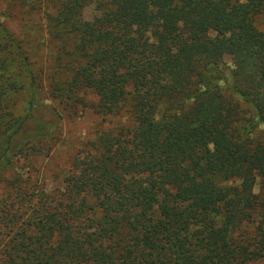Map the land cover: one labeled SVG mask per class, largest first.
I'll list each match as a JSON object with an SVG mask.
<instances>
[{
	"label": "trees",
	"instance_id": "1",
	"mask_svg": "<svg viewBox=\"0 0 264 264\" xmlns=\"http://www.w3.org/2000/svg\"><path fill=\"white\" fill-rule=\"evenodd\" d=\"M9 1L43 14L58 42L51 96L91 91L126 123L99 136L64 193L13 184L0 264L263 261L264 0H109L92 18L93 0ZM24 43L0 23V174L54 133L44 117L29 123L41 80ZM15 61L30 80L22 118L9 104ZM245 106L258 122L243 120Z\"/></svg>",
	"mask_w": 264,
	"mask_h": 264
},
{
	"label": "rangeland",
	"instance_id": "2",
	"mask_svg": "<svg viewBox=\"0 0 264 264\" xmlns=\"http://www.w3.org/2000/svg\"><path fill=\"white\" fill-rule=\"evenodd\" d=\"M107 1L109 0H93L86 11L87 18L98 13V6ZM0 23L18 39L24 40L26 48L31 52L36 72L40 73L41 87L38 86L41 92V108L29 119L30 125L44 117L54 130L49 137L29 145L30 148L34 146L35 150L26 149L14 160L13 166L0 174L1 208L2 201L8 197L13 184L19 180L33 182L37 192L43 190L56 195L64 193L67 179L76 173L79 161L87 157L99 136L110 128H120L121 124L126 123V118L123 114L118 117L103 115L97 106L98 97L91 91L78 93L74 100L55 99L51 96L48 76L53 72L52 59L57 54L58 42L50 39L42 27L43 14L20 8L9 0H0ZM257 26L264 29V16L257 18ZM214 36L215 33L211 32L207 37ZM223 62L225 67H234L233 59L229 56ZM22 67L15 61L11 63L8 73L18 88L9 95L10 111L15 118L27 116L31 99L30 80ZM243 113L245 122L250 119V122H258L248 106H245ZM56 115L60 117L58 126L54 124ZM259 130L262 132L264 126L259 125ZM255 192H260L259 182ZM21 207L31 209L28 203ZM253 227L254 225L248 228ZM11 236L10 229L5 228L0 221V258L7 257L9 250L6 247ZM256 264H264V260Z\"/></svg>",
	"mask_w": 264,
	"mask_h": 264
}]
</instances>
